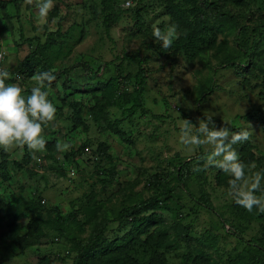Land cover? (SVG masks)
I'll use <instances>...</instances> for the list:
<instances>
[{"label":"rangeland","instance_id":"374dc122","mask_svg":"<svg viewBox=\"0 0 264 264\" xmlns=\"http://www.w3.org/2000/svg\"><path fill=\"white\" fill-rule=\"evenodd\" d=\"M4 1L8 3L0 6V52L4 55L0 68L11 73L6 83H16L30 94L36 85L32 76L43 72L44 65L41 57L32 54L46 42L44 53L51 71L73 70L70 88L58 82L45 89L57 109L55 120L44 126L46 143L53 139L56 144L66 142L71 145L69 150L60 152L56 144H46L45 150L35 153L37 158L18 168L23 148L0 149V163L7 158L3 175H8L0 183L1 201L16 215L11 218L12 214L0 212V220L21 230L31 218H38V232L48 233L23 251L0 236V264H45V256L55 257L50 264H71L67 253L70 239L87 238L93 222L113 215L128 193L134 194L133 199L152 196L155 175L177 188L162 208L144 215L143 223L148 225L149 236L176 248L165 251L155 244L136 243L130 255L133 264H182L194 249L202 250L208 264H225V257L243 248L232 232L264 247V221H260L264 213L255 208L250 213L235 204L228 195L231 177L227 173L214 166L205 168L203 161L199 163L202 170L194 172V160L185 169L184 181L178 184L174 180L180 164L204 152H190L179 143L181 118L196 123L197 118L211 115L232 131L248 130L250 138L233 147L239 157L242 148L251 147L253 159L246 164L254 162V171L264 170V29L259 28L264 24V0H212L236 17L243 35L236 39V26L230 31L226 26L222 32L201 33L199 39L188 43L178 40L192 31L198 20H211L202 0H111L114 10L123 14L108 31L103 26V15L108 13L103 0H54L44 18L39 15L38 0ZM170 24L178 26V38L164 48L153 36V25L164 30ZM238 43L245 48L258 45V66L249 72L220 70L224 53L219 49L231 53ZM131 53L142 60L147 76L145 103L151 113L129 118L120 108L109 105L110 97L105 95L111 90L102 88L114 80L124 82L131 91L137 66L115 60ZM113 60L115 64L110 63ZM103 63L110 66L103 67L95 78L84 77L86 67L97 68ZM208 89L212 94H206ZM254 114L263 124L253 118ZM247 115L252 117L247 119ZM84 144L88 150L74 157V166L64 161L66 154L75 153ZM51 150L52 157L46 159L44 155ZM185 185L194 197L205 195L213 210L195 203L183 189ZM53 209L56 212L48 215ZM57 215L64 218L67 240H55L51 231L48 222ZM131 231L132 226L111 224L102 240L125 239ZM183 233H187L190 249L178 239Z\"/></svg>","mask_w":264,"mask_h":264},{"label":"trees","instance_id":"16d2710c","mask_svg":"<svg viewBox=\"0 0 264 264\" xmlns=\"http://www.w3.org/2000/svg\"><path fill=\"white\" fill-rule=\"evenodd\" d=\"M202 1L205 8L209 10L208 13L209 17H211V20L207 18L206 20L204 18L203 20H198V22L195 23L192 31L188 30L183 36V38L178 40L179 43H182L183 40H185L186 43L190 42L191 40L196 41L200 38L199 35H201V33L202 35L206 36L208 32H222L224 31L222 27L226 26L228 27L229 31L234 27V25L236 26V39H238V36L243 35V26L238 25L236 23L235 16L228 15V12L225 13V11L216 2L212 0ZM7 3V1L0 0V6L7 5ZM102 3L103 7L108 9V13L106 15H103V26L105 30L108 31L111 25H114L120 21L123 13L119 9L114 10L113 3L111 2V0H103ZM167 10H169L168 7ZM168 12L170 13V16H173V12L171 10H169ZM259 28L264 29V24L260 25ZM47 45L48 42L43 45L39 44L32 54L38 55L42 58L44 62L43 72L51 70L49 63L46 61V56L44 53V49ZM257 49L258 45L252 46L250 48H245L243 47V44L238 43L237 49L232 50V52L230 53L228 50H224L223 47H221V49H219V52L224 53V58L219 63L218 68L220 70L233 69L240 71L248 70V72L254 71L258 66V59L256 53ZM3 60L0 59V67L2 66L1 64ZM115 60L133 63L137 66V71L134 74V82L130 92H128V86L124 82L121 83L117 81L118 83H116L113 80L110 83H106L107 85H105V87L102 89L107 90L110 88L111 90V94L105 95L107 97H110L109 105L120 108L122 110V115L127 116L129 118L133 117L137 113L150 114L151 112L146 108L145 103L144 87L147 81V76L142 64V60L135 53L124 54L121 58H115ZM115 60L110 63L115 64ZM110 63H103L102 65H98L97 68H93L92 66L86 67L83 72L84 77L89 79L95 78L101 73V69L103 67L108 68L110 66ZM24 66L25 63L21 65L19 69L20 72H22L21 69L24 68ZM72 70L73 68L52 71L53 74L56 76V80L52 83L51 86H55L58 82H61L64 88H70L69 86L72 83L70 73L72 72ZM85 86L86 85H84V87ZM206 94H212V89H208ZM103 99L104 96L100 100L98 99L97 104H100ZM199 101L200 98L198 102ZM251 117L252 115L246 116L247 119ZM156 118L162 119L163 117L156 116ZM253 118H255L259 124H263L262 119L259 115L254 114ZM214 121L217 125H222L220 122L216 120ZM127 142L130 144L131 141L129 140ZM46 144H51L52 147H54V145L56 144V140L53 139L50 142H47ZM84 150H88V147L85 144L82 145L81 148L77 149L75 153L66 154L64 156V161L69 163L70 166H74L76 164V159L74 157H76V155L79 156V154L83 153ZM52 152L53 150L48 151L47 155H44V157L46 159L51 158ZM5 154L6 153H3V155ZM203 154L204 152L201 151L197 155L192 157L191 160L179 165L177 171L175 172L174 178V180H176L178 184L184 181L182 177H185L186 167L194 163V160L197 161L198 157L202 156ZM5 156H7V154ZM240 156V159L245 164L249 163V161L253 159L251 147L248 146V148H242V153ZM32 160L33 155H31V152L25 147L23 148V157L20 164H16L18 165V168H20L23 163L24 165H28L32 162ZM6 161L7 158L3 159V162L0 163V174L2 175L6 174L7 165L4 163ZM70 170L73 173L72 175H74L75 170L72 168ZM7 177L8 175H3L2 178H0V183L6 180ZM152 182L156 185L154 194L152 196L143 199L137 197L136 199H133L130 197H133L134 194L128 193V196L126 197L125 195V198L121 201L119 205L120 207L115 211L113 215H109L108 218H105L101 222H93V224H95L93 225L91 233H89V236L87 238L79 239L76 237H72L70 239L71 246L69 247V250H67V253L71 258V264H133L130 255L136 243L138 245L155 244L157 248H162L165 251H168L169 248H176V246L174 248H171L170 244H168L167 241L159 243L154 239V237L149 236V234H147L148 225L143 223L144 215L149 212L153 213L158 209L162 208V206H164V200L169 198L177 188V186L171 187L168 181L163 180L160 176L157 175L152 177ZM183 189L188 194V196L199 206L209 209L211 211L213 210L208 198L205 195H201L200 198H196L194 197V195L190 194V191L187 189L186 185ZM1 198L2 197L0 195V212H3L4 215L7 216L12 214L9 208L3 204ZM52 212L54 213L56 212V210H50L48 215H50V213ZM15 216V214H12L10 217L14 218ZM37 219L38 218H31V220L28 221L24 229L21 230L19 228H15L12 222H10L9 225L7 223L3 225V220H0V236L7 238L11 247L16 250L23 251L27 248H30L39 242L40 237H47L48 235V233L46 232H44V234H41L42 232H38L37 228L39 227V223ZM63 221L64 218H60V216L57 215L55 220H49L48 222L51 225V231L56 234L55 240L68 239L67 236L69 234L66 233ZM260 221H264L262 216L260 217ZM69 223H72V221ZM111 224H118L124 227L132 226V234L127 236L125 239H117L116 241L106 243L102 240V237L106 232L108 226ZM231 235L243 248L240 253L238 252L235 255H229L227 258L225 257V264H264V247L259 244V242L249 240L247 241L243 239L239 233L236 232H232ZM161 236L163 238L166 237L164 234H161ZM186 236L187 233H183V235H180L178 239L181 242L185 243L187 248L190 249V241L189 239H186ZM43 259L46 260L45 264H50L51 260L53 261L55 257L51 256L50 258L48 256H45ZM207 259L208 258L204 257V255L202 254L201 249H194L193 254L192 251H189L187 253V256L185 257L182 264H208Z\"/></svg>","mask_w":264,"mask_h":264},{"label":"clouds","instance_id":"9594fccd","mask_svg":"<svg viewBox=\"0 0 264 264\" xmlns=\"http://www.w3.org/2000/svg\"><path fill=\"white\" fill-rule=\"evenodd\" d=\"M53 7L54 0H38L37 8L42 18L47 17ZM177 27L176 24H170L161 30L153 25V36L161 42L162 47L169 48L178 38ZM10 79L11 73L0 68V149L8 151L26 147L35 159V153L46 148L44 126L56 117L57 109L45 90L56 80V76L51 70L37 72L32 76L36 85L27 95L18 84L6 83ZM179 128V143L188 151L204 149L193 171L202 170L200 161H203L205 168L214 166L221 169L231 177L228 195L235 204L250 213L254 208L264 213V170L254 171L256 164H245L233 147L247 141L251 133L248 130L232 131L226 126L217 125L211 115L197 118L195 124L181 118ZM70 147L66 142L58 141L56 144L60 152Z\"/></svg>","mask_w":264,"mask_h":264},{"label":"built area","instance_id":"2783aa9c","mask_svg":"<svg viewBox=\"0 0 264 264\" xmlns=\"http://www.w3.org/2000/svg\"><path fill=\"white\" fill-rule=\"evenodd\" d=\"M0 57H2V58H0V59H3V53H0ZM73 173H71V175H72Z\"/></svg>","mask_w":264,"mask_h":264}]
</instances>
